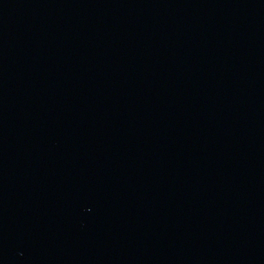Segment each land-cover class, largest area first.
Here are the masks:
<instances>
[{
	"label": "water",
	"instance_id": "water-1",
	"mask_svg": "<svg viewBox=\"0 0 264 264\" xmlns=\"http://www.w3.org/2000/svg\"><path fill=\"white\" fill-rule=\"evenodd\" d=\"M0 264H264V0H0Z\"/></svg>",
	"mask_w": 264,
	"mask_h": 264
}]
</instances>
